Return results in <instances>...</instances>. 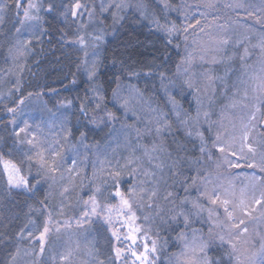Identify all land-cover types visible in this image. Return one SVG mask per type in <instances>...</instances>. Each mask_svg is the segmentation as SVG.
<instances>
[{"label": "trees", "instance_id": "obj_1", "mask_svg": "<svg viewBox=\"0 0 264 264\" xmlns=\"http://www.w3.org/2000/svg\"><path fill=\"white\" fill-rule=\"evenodd\" d=\"M3 1H5L4 11L0 17L3 19L2 25L8 22L13 23V15L15 11H19L15 7V0ZM93 1L95 0L89 2L93 3ZM74 2V0L46 2L52 10L44 17L45 34L40 47L46 44L54 52L47 56L39 54L35 58L34 67L30 71L31 74L29 73V80L23 85L19 97H14L16 93H13L12 84H8L4 92L0 93V95L4 93L12 95L8 100L0 101V157L11 160L17 165L20 173L27 177L30 189L29 194L11 189L7 185L0 165V264H25L27 260L35 259L37 244H31V242L42 232L47 214L53 220L60 221L79 216L84 201L89 199L97 188L100 189L99 192L96 191L99 194H96V197L100 203L111 202L110 198H107L110 197L113 190L109 179L110 171H107L108 166L115 169L120 168L123 165L122 157L125 158L126 155L127 158L128 152L134 149L133 145L139 141L144 147L154 143L163 146L166 157L169 161L174 162V166L169 168L170 170L167 169L165 175L161 176L162 181L158 185V182L145 184L149 190L158 189L153 207L149 209L146 204L144 207H136L139 224L146 228V232L155 238L158 244V264H173L172 259L176 254L181 253L182 244L186 242L187 238L199 236L209 241V244H215L216 240V237L212 235L213 232L210 233L209 228L205 227V211L204 215L200 216L189 212V207L192 205L189 190L192 192V176L198 173L196 169L199 165L196 142L186 138L185 130L175 123L170 124L172 129H169L175 137V145L170 143L166 131L162 132L163 135H160L159 138L149 135L144 139L140 138L139 141L137 139L132 141L133 136H131L130 139H127L126 146L131 145L127 151L116 149L112 145V152H115L113 155L116 156L112 158L111 148H108V143L103 145V141L105 140L104 136H108L113 139L112 143L119 144V138L117 137L115 140L112 136L113 132L117 133V127L110 130L107 127L94 126L87 118V114L85 115L81 111V107H84L86 113L90 112L92 104L88 94L91 86L96 87L103 97L104 104L108 105L113 91L118 88L117 86L126 83L130 85V88L135 87L142 95L150 98L162 110L158 97L160 93L157 91L158 86L156 87L155 82H158L161 73H163L162 82L164 81V85L167 83L166 77L173 73L179 63L180 51L175 50L173 45L167 44L156 30L150 28L148 21L141 18L140 8H143L141 6L147 8L145 11L153 12L154 10L159 14L157 5H150L152 2L156 3V0H136L140 4L138 10L130 9L126 12L120 10L117 14H113V25H105L107 41L100 49L94 73L95 83L86 85L82 77L84 75L82 71L85 68L82 67L80 53L68 44L71 35L67 31L72 16L71 5ZM157 2L171 6L176 0H157ZM240 5L236 12L229 11L234 18L233 21L238 23L237 25L241 29L239 44L241 56H244L245 48L248 50L245 60L242 61L240 56L238 61L240 65L237 74L238 79L242 81L240 91L247 92L248 97L246 101L244 98H240L242 102L240 121L243 127L249 125L248 142L256 147L259 153H262L264 152V128H260V123L264 115L257 112V119L251 121L250 115L254 111L253 105L258 102L256 97L260 94L253 91L254 83L257 84L258 78L264 77V51L260 47L264 43V25L257 22V18L264 20V0H244ZM17 16H20L19 12ZM37 80L45 86L43 90L56 91L60 89V92L52 96L44 95L38 99L43 103L42 109L31 104L28 106L27 103L18 107L22 97L38 90L40 83ZM144 81L152 82L150 86L153 89H144ZM246 83H248L247 87H245ZM232 93L233 91L228 95ZM179 102L182 110L187 115L191 114L192 107L180 100ZM9 108L15 109L13 115L17 110L22 111L18 118H16L17 115L14 116V119H17L16 124H12L13 118L9 115ZM225 109L226 103L216 109L213 118L217 117V110L223 112ZM233 115L236 114L233 113ZM25 121L28 124L27 129L17 136L16 133L24 127ZM126 121L119 119L117 125L127 131L131 130L129 128L130 119ZM32 132L35 133L33 139H31ZM137 136L140 135L134 137ZM259 136L261 141L256 145L254 139H259ZM28 141H32V143L30 144ZM53 148L61 155L53 157L51 154ZM232 148L234 151L240 152L238 146ZM244 153L248 159L241 163L251 162L252 154L248 153L246 148ZM38 154H42L44 157L43 166ZM258 155L256 154L255 157L257 164L261 158ZM224 156L231 155H228L227 152L222 153V160ZM53 159L57 161V167L55 171H50L49 165ZM73 161H75L74 164H72ZM93 161H96L97 165L103 166V168L98 167L99 176H96L95 179L91 175L96 163ZM187 163L192 166L188 167ZM71 164L73 168L68 170ZM141 165V169H144V164ZM85 166L86 168H84ZM253 174L264 177V172H260L258 167L236 169L229 168L224 161L222 162V176L240 177V183L237 182L239 187L245 186L247 184L245 181L250 179ZM125 175L128 177L126 173ZM140 177H137L139 181L148 179ZM157 180L156 178L155 181ZM129 184L130 178L123 183V189L125 190ZM227 184L222 188L227 187ZM250 184L252 185V183ZM257 184L259 186L255 187V190L260 192L262 190L260 182ZM255 190L254 192L259 197L260 194ZM169 191L174 194L172 198L174 203L163 199ZM182 201L185 202L182 203ZM202 205L204 206V204ZM255 206L253 205V207ZM171 208L172 210L182 209L188 214L191 217L190 226L185 227L182 217L179 218L178 223L172 220ZM257 208L259 211L253 212L251 217H243L245 224L240 225L241 229L249 222H256L258 219L263 221L261 224L264 223L260 206L257 205ZM222 234L227 235L223 230ZM181 236L183 239L180 238ZM261 236H264V226L255 230L253 235L252 245L256 249L260 247ZM190 242L192 241L190 240ZM112 245L113 241L108 235L106 227L99 221L91 220L81 227L62 229L60 232L50 235L40 264H117ZM252 245H247L249 251L253 250ZM226 247H222V249L215 244L210 250L209 254L218 261V264H232L226 255ZM68 253H71L68 259L61 260V256H66ZM45 259L50 261L46 262Z\"/></svg>", "mask_w": 264, "mask_h": 264}, {"label": "rangeland", "instance_id": "obj_2", "mask_svg": "<svg viewBox=\"0 0 264 264\" xmlns=\"http://www.w3.org/2000/svg\"><path fill=\"white\" fill-rule=\"evenodd\" d=\"M47 1L55 2L57 0H32V2L37 4L39 7L38 13L36 9L32 10L34 14L39 15L40 19L38 21H25V23L21 25L20 18L23 14V8L19 9V11L17 12L15 11L13 15V23L8 22L2 25L3 19H0V93L4 92L8 84H12V90H14L13 93H16V96L14 97H19L23 85L27 80H29V75L31 74L30 71L34 67L33 63L36 61L35 58L38 57L39 54H41V56H47L50 53L54 52L50 49V46L47 47L46 44H44L43 47H40V44L43 43V35L45 34L44 17L47 16V14H49L50 12L48 11L49 6L46 4ZM74 1L75 2L71 5V10L72 6L77 2V0ZM89 1L90 0H79V3L82 5V7L80 9H77L78 14L75 18L71 16L67 33L71 35L68 44L80 53L82 67L85 68V72L80 69V71H82L84 74L82 77L84 78L86 85H93L95 83V75L90 78L89 72L95 73L98 56L100 55V49L107 41L104 29L106 28V26L113 25V14H117V12L120 10H124L125 12L127 10L129 11L130 9L138 10L140 8V4L137 3L136 0H95L93 1V3H90ZM27 2L28 0L24 2L25 7L27 6ZM241 2H244V0H176L173 5H167V7H165V3H158L156 0V3L152 2L150 3V5H157L159 14L154 10L153 12L145 11L146 7L141 6L143 7L142 9L140 8L141 18L147 20L150 28L156 30L157 33H159L164 38L167 44L173 45L175 47V50L177 49L180 51V58L178 61L179 63H177V65H180L181 71H177L176 65L173 73L170 74L169 77H166L167 80L165 81L167 83L165 85L164 81L162 82V77L158 79V82H155L156 87H159V89L157 87V91L161 95L160 99L163 111L158 105L153 103L150 98L142 95V93L136 90L135 87L130 88V85L126 83L120 85L116 91L119 93V96L122 99L129 98V110L127 112L120 106L119 103L116 102L113 94L111 95V99L108 105L106 103L104 104V100L100 101L97 99L98 96L102 95L96 89V87L91 86L88 94V98L91 101L92 107H90V112L87 113V118L91 120L92 124L96 127H107L110 130H114L115 126L117 127V133L113 132L112 136L115 138V140H117V137L119 138V144L112 143L113 139L108 136H104L105 140L103 141V145H106L108 143V148H111L110 155L112 158L116 157L115 155H113L115 152H112L113 146L116 149H125L127 151V149L131 146H126V144L128 143L127 139H130L131 136H133L132 141L134 139H137V141H139L140 138L144 139L149 135H155L157 138H159L163 135L162 132L166 131L165 133H167L166 136H169L170 143L175 145V137L173 135V132L170 131L172 129L170 124L173 125L175 123H178L179 126L185 130V133L189 140L196 142L198 151L197 155L199 158V165L196 169V172L198 173L195 172L196 174L192 176L193 179L195 178V183H193V181L191 182V184H193V189L191 190L192 192H190L189 190L192 205H190L189 207L188 203L186 204L187 208L189 207L190 209L189 212L193 213L194 215L197 209L193 207V202H201L200 204H204L205 209L213 207L211 204H209L206 198L199 195L200 192L205 191V188L209 190L215 189L221 193H224L225 191H227L228 193L235 192L236 197H239L241 189H245L248 193V198L250 199L253 191L256 189L255 187L259 186L257 183L260 182L256 181L255 187H253V181L250 178L245 181L247 182L245 186L239 187L238 185L241 181L240 177H229L226 175L222 176V153L213 146V142L216 140V135L218 132H220L223 133L222 142L225 144V146L231 144L232 147L238 146L240 149L242 143L241 138L243 137L245 130L240 121V105L242 103L240 98L243 99L245 93H242V91H240L242 81L238 79L237 74L240 65L238 61L239 57L241 56L239 46L241 29L237 25L238 23L233 21L234 18L232 17L231 13H229V11L236 12V10L241 6ZM4 4L5 1L0 0V8H3ZM117 4H120L121 7L117 8ZM18 12L20 13V16H17ZM201 12L205 13V16H201ZM2 13L3 12H0V17ZM196 19L200 20V24L196 25L195 31L192 28H189L188 32L185 33L183 31L184 27H186L188 23H192L193 25H195ZM173 24H175L176 27L180 29V31L173 33V35L170 37L166 29L170 28ZM201 27L204 28V31L199 30ZM17 28L20 29L19 32L16 31ZM185 36H187V40L184 39ZM81 37L83 38L82 44L80 43ZM224 39H227L229 41L227 45L220 43V41ZM169 40H171L172 42L170 43ZM177 45H179V47H177ZM189 54H191V64H188L187 62L181 63L182 59L187 61V59L189 58ZM185 68L188 69L187 72L183 71V69ZM209 76L211 77V79H209ZM188 79H192L194 81L195 88H197L198 91L194 92L193 89H189L186 86L185 81ZM37 81L38 83H40L38 84V86H40L38 87V90L36 92L32 91V93H28L26 97H22L19 102L20 104H18V107L27 103L28 106L31 104L32 106H36L37 108L39 107L42 109L43 103L42 101H38V99H40L44 95L52 96L60 92V89L56 91L43 90L45 86L41 84V81ZM151 83L152 82L150 81H144L143 88L153 89L150 86ZM247 86L248 83L245 84V87ZM255 87L256 84L254 83L253 88ZM133 88L136 91H133ZM231 91H233V93L231 95H228ZM11 96V93L1 94L0 101L8 100L9 98H11ZM178 99L182 101V103L184 102L185 104H187V106L192 107V115H187L186 112L182 110ZM21 101H23V103H21ZM234 102L235 106H233ZM97 103H99L100 105L99 108L96 107ZM225 103V111L222 112L220 110H217V117L213 118L216 109L220 108V106H223ZM108 112L113 113V119L109 120L107 115ZM177 112L180 113L179 118L176 116ZM198 112L199 117L197 119ZM13 113L14 112H9V115H11V118H13V120L15 121L14 124H16V118H18L19 114H22V111L19 112V110H17V114L15 113L14 115ZM204 113H207L208 116L205 117ZM233 113H235L236 115L234 116ZM15 115L17 116L14 119ZM161 115L166 117L168 126L165 127L164 130H162L160 133H157V121ZM119 119L125 121L127 119H130L129 128L131 130L127 131L126 129H123V127L118 126L117 124L119 122ZM184 119H187V124L181 123V120ZM209 125L212 126L210 128L204 129ZM260 128H264V118L261 120ZM197 131H199L203 135V144L201 143L200 137L196 135ZM34 132L31 133V139L35 137ZM189 132H191V135H189ZM135 135L140 136L134 137ZM233 137H235V139H233ZM260 141L261 138L259 136V139H254V144L258 145ZM139 142L133 145L134 149H131L128 152L129 155L127 156V158L126 155L124 156L125 158L122 157L123 165L129 157H139V162L141 164H144L145 168L151 169L156 173V176L153 178V180L149 182H158V185L159 182L162 181L161 176L165 175L167 169L170 170L174 166V162L169 161V159L166 157L163 146H159L157 143H154L151 146L144 147L141 146ZM154 146L156 150L152 151ZM202 146L205 148V151L203 153L200 151ZM145 149H148L154 158H158L156 162L162 165L161 168H153L152 165L147 162V157L144 155ZM257 154H259L258 156H261V153H259L258 151ZM232 158L235 157L228 156L229 160L234 161L236 159ZM93 162L95 163L96 161ZM72 164L68 168V170L73 168ZM97 164L98 163L96 162L91 173L94 179L96 178V176H99L98 167L103 168L102 165ZM187 164L188 167L192 166V164L190 163ZM84 168H86V166ZM1 169L5 176L7 185L11 189L22 191L26 194L30 193L28 179L25 175H22L19 172V177H22L27 182V187H25L23 184L19 187H14L8 183V175L5 173L2 165ZM113 169L115 168L108 166L107 171L109 172ZM138 176H141V179L145 177L143 175V169H141ZM128 178L129 176H123L122 190H124L123 183H125ZM156 178L158 179L157 181H155ZM109 179L111 183L110 176ZM136 182H140L138 178ZM131 183L132 181L130 180V184ZM250 183H252V185ZM225 184H227V187L222 188V186H224ZM129 186H126L125 190H127ZM111 187L113 188V192L114 186L112 185V183ZM260 192L258 193L260 194ZM96 194L97 192L95 191L91 196L95 195L97 202L101 205V207H103V205H105L106 203H100L99 199L96 197ZM255 195L258 196V194L256 193ZM107 198H110L111 200V202L109 203H118V201H116L115 198L112 197V193L110 194V197ZM161 206L163 207V205ZM255 207L257 208V205ZM85 210L91 212V207L89 206L86 209L85 204L83 203L81 214L79 216L69 220L61 221L53 220L47 214L44 221V227L45 224H47L49 231L45 234L44 237L43 251L41 250V242L39 237L44 231V228L42 232L31 242V244H37V254L35 256V259L27 260L25 264H40V260L44 256V252L46 250L45 246L47 245V241L50 235H52L53 233L60 232V230L62 229L81 227L91 220L99 221L103 225V221L99 220L98 217H91L90 220L87 217H84L82 219V215ZM99 210L100 209H98V211ZM258 211L259 209L254 213H257ZM204 214H206L204 218L205 227L212 228V235L216 237V240L214 242L217 247L222 248L219 242V236L224 235L222 234V229L214 227L211 223H209L207 211H205ZM219 218L222 220V209L219 210ZM78 220H81L82 222L80 224H77ZM261 222L263 221H260L259 219L256 222H249V224H246L249 229L248 233H244L242 236H240L239 240H234L241 251H243L244 248L247 247V245H252L255 230H259L262 226H264V223L261 224ZM137 223H139V220L137 221ZM103 226L107 229L106 225ZM117 227H119V225H117ZM145 232L146 228H143V231L140 233V235L143 236ZM107 233L111 237L113 245L116 244L117 242L111 236V232L107 230ZM148 236L151 239H149L147 243L149 247H151V242L152 240H155V238L151 237L150 234H148ZM190 240L192 242H190ZM141 241L142 243L139 241L138 243H140V245L142 246L144 241ZM185 241L186 242L182 244L183 249L181 250V253L176 255L174 254L175 256L171 261L173 264H186L183 253L188 252L189 256L192 255L186 245H192L193 241H198L200 243H209V241L199 236H197L196 238L193 237L191 239L187 238ZM245 241L248 242L247 245L245 244ZM128 243H130V241H125L120 245L125 249V255H129L126 251V245ZM215 244H210L211 247L209 249V253L212 246H215ZM158 255L159 250L157 246L156 254L151 257V264H157L156 262L158 260ZM132 259L134 258H130L129 264H131ZM45 260L46 262L50 261L49 259ZM58 260L60 261V257ZM116 263L122 264V262L117 261Z\"/></svg>", "mask_w": 264, "mask_h": 264}, {"label": "snow or ice", "instance_id": "obj_3", "mask_svg": "<svg viewBox=\"0 0 264 264\" xmlns=\"http://www.w3.org/2000/svg\"><path fill=\"white\" fill-rule=\"evenodd\" d=\"M15 7L17 10L23 8V14L20 18L21 25H23L25 21H38L40 19L39 15L34 14L32 11L33 9H36L37 13L39 11L38 5L33 3L32 0H28L26 7L23 3V0H15ZM81 7L82 5L79 3V0H77V2L72 6L71 14L74 18L78 14L77 9H80ZM116 7L120 8L121 5L117 4ZM165 7H167V4H165ZM51 10L52 8L51 6H49L48 11ZM3 11L4 9L0 8V12ZM65 15H67V13H65ZM200 15L205 16V13L201 12ZM249 15H251V13H249ZM257 22L264 25V20H260L259 18H257ZM199 24L200 20L196 19L195 25H193L192 23H188L187 26L184 27L183 31L187 33L189 28H192L195 31L196 25ZM199 30L204 31V28L201 27ZM16 31L19 32L20 29L17 28ZM166 31L171 37L173 33L179 32L180 29H178L176 25L173 24L170 28H167ZM184 39L187 40V36H185ZM169 42L171 43L172 41L169 40ZM80 43H83L82 37L80 38ZM220 43L227 45L229 41L227 39H224L221 40ZM177 47H179V45H177ZM260 47L261 50L264 51V43H262ZM247 55L248 50L247 48H245V53L244 56H241V60L244 61ZM185 62L191 64V54H189V58L187 59V61L182 59L181 63ZM177 71H181L180 65H177ZM183 71L187 72L188 69L185 68L183 69ZM93 75L94 72H89L90 78ZM161 77L163 80V73H161ZM209 79H211L210 76ZM185 84L189 89H193L194 92L198 91V89L195 88V84L192 79L186 80ZM117 87L119 88V85ZM133 91L136 90L133 88ZM253 91H257L260 94L256 97V100L258 102L253 105L254 111L251 112L250 121L257 119V112H260L262 115H264V77L258 78L256 88H254ZM113 96L116 102L119 103L120 106L124 108L127 112L129 110V98L122 99L116 90L113 91ZM97 99L102 101L103 97L98 96ZM247 99V92H245L244 100L246 101ZM21 103H23V101H21ZM233 106H235V102ZM96 107H100L99 103H97ZM8 111L15 112V109L9 108ZM81 111L85 112L83 106L81 107ZM86 114L87 113L85 112V115ZM107 115L109 120L113 119V113L108 112ZM204 115L205 117L208 116L207 113H204ZM176 116L179 118L180 113L177 112ZM198 117L199 112L197 113V119ZM12 122L15 123L14 120ZM181 123L187 124V119L181 120ZM157 124L158 126L156 128V131L157 133H160L162 130H164L165 127L168 126V121L165 116L161 115L158 118ZM27 127L28 124L25 121L24 127L20 128L16 135L19 136V133L24 132ZM244 129L245 130L243 137L241 138L242 143L239 153L233 150L231 144L225 146V144L222 142L223 133L220 132L217 133L216 140L213 142V146L216 147L221 153L227 152L228 155L236 157L234 161L229 160L227 156L223 157L224 163L227 164L229 168L238 169L242 167H258L260 172H264V152L261 153L259 164H257L255 160L257 148L248 142V136L250 131L249 125H244ZM189 135H191V132H189ZM196 135L200 137L201 143L203 144L204 138L202 133L197 131ZM233 139H235V137H233ZM28 143L31 144L32 141H28ZM245 148L247 149L248 153L252 154L251 162L246 164L241 163V161H245L248 159V156L244 153ZM155 150L156 149L154 146L152 151ZM200 151L203 153L205 151V148L202 146ZM51 154L53 155V157L61 155L60 152L56 151V149L54 148L51 149ZM38 155H40V161L43 166L44 157L42 154ZM144 155L147 157V162L151 164L153 168L162 167L160 163L156 162L158 158H154L148 149L144 150ZM29 159H31V157H29ZM139 161V157L131 156L127 159L126 163L120 168H116L110 171L109 176L111 178V183L114 186L112 197H114L115 200L118 201V203H106L105 205H103V207H101V205L97 202L95 195L89 197V200L84 201L86 209L89 206L91 207V212L85 210L83 212L82 219L84 217H87L90 220L91 217H98L99 220L103 221V225L107 226V230L111 232V236L117 242L113 245V251L115 252L116 261L122 262V264H129L130 258H134L131 260V264H151V257L154 256L157 251L156 240H152L151 247H149L147 241L151 238L146 232L143 236L140 235V233L143 231V228L139 223H137L139 217L136 211L137 206H144L146 204V206L151 209L155 204L154 198L158 195V189L152 188L151 190H149L144 187V185L147 182L152 181L153 178L156 176V173L151 169L144 168L143 175L147 177L148 180H141L139 183H137V177L142 166ZM73 163H75V161H73ZM0 165L3 166L5 173L8 175V183L10 185L14 187H19L23 184L25 187H27V182L22 177H19L20 169L15 163H13L11 160H6L3 157H0ZM56 167L57 161L53 159L51 164L49 165V170L55 171ZM125 173L129 176L132 183L127 188V190H122V178ZM251 180L253 181V187H255L256 181H260V187L262 191L260 192L259 197H257L255 195V192L253 191L251 198L249 199L248 193L245 189H241L239 197H236L235 192L228 193L227 191H225L224 193H221L215 189L209 190L205 188V191L200 192L199 195L201 197L206 198L209 204H211L213 207L205 209L204 206L199 202H193V207L197 209L195 215L200 216L204 211H207L209 223H211L214 227L221 228L224 232L227 233V235L219 236V242L221 247L227 246L225 249L226 255L229 261L232 262V264H264V236L260 237V247L256 249L255 246L252 245L253 250L251 251H249L248 247H245L244 250L241 251L237 247V244L234 242V240H239L240 236H242L244 233H248V227L245 226L241 229L240 225L245 224V220L243 217H251V214L258 210L256 207H253V205L260 206L261 216H264V177L253 174ZM193 183H195V178L193 179ZM96 191L99 192L100 189L97 188ZM185 191H187V188H185ZM173 196L174 194L169 191L166 193V195H164L163 199L165 201L174 203V200L172 199ZM184 202L185 201H182V203ZM157 207L159 206L157 205ZM98 209L100 210L98 211ZM220 209H223V220L219 218ZM170 211L173 212V215L171 216L172 220L178 223L179 218L182 217L185 227L190 226L191 217L186 214L182 209H170ZM145 219H147V217H145ZM237 220L239 221L238 223ZM81 222V220H78L77 224H80ZM117 225H119V227H117ZM48 231V226L47 224H45L44 231L39 237L42 251L44 248V237ZM209 232H212V228H209ZM180 238L183 239V236H181ZM140 240L144 241L142 251L140 250L141 245L140 243H138V241ZM125 241H130V243L126 245V251L129 255H125V249L120 246ZM245 244L247 245L248 242L245 241ZM186 247L192 253L191 256H189L188 252L183 253L186 264H218V261L214 260L209 254V249L211 247L209 243H200L198 241H193L192 245H186ZM70 255L71 253H68V255L66 256H61V260L68 259Z\"/></svg>", "mask_w": 264, "mask_h": 264}, {"label": "bare ground", "instance_id": "obj_4", "mask_svg": "<svg viewBox=\"0 0 264 264\" xmlns=\"http://www.w3.org/2000/svg\"><path fill=\"white\" fill-rule=\"evenodd\" d=\"M159 98H161V95H158ZM161 101V99L159 100V102ZM169 114V113H168ZM171 114V113H170ZM212 125L206 126L204 129L210 128ZM185 137L187 138V135H185ZM36 238V237H35Z\"/></svg>", "mask_w": 264, "mask_h": 264}]
</instances>
